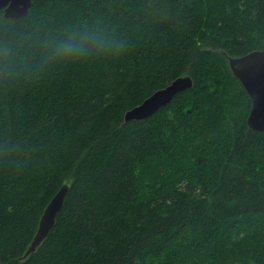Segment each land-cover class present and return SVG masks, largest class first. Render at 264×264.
<instances>
[{
	"label": "trees",
	"instance_id": "trees-1",
	"mask_svg": "<svg viewBox=\"0 0 264 264\" xmlns=\"http://www.w3.org/2000/svg\"><path fill=\"white\" fill-rule=\"evenodd\" d=\"M33 13L103 19L125 47L0 82L2 262L264 264V132L229 64L264 51V0H32ZM186 76L190 90L125 123ZM64 185L55 227L25 257Z\"/></svg>",
	"mask_w": 264,
	"mask_h": 264
},
{
	"label": "clouds",
	"instance_id": "clouds-1",
	"mask_svg": "<svg viewBox=\"0 0 264 264\" xmlns=\"http://www.w3.org/2000/svg\"><path fill=\"white\" fill-rule=\"evenodd\" d=\"M124 47L120 31L100 18L51 25L38 22L35 13L17 19L0 12V82L36 80L52 65L114 55Z\"/></svg>",
	"mask_w": 264,
	"mask_h": 264
},
{
	"label": "water",
	"instance_id": "water-1",
	"mask_svg": "<svg viewBox=\"0 0 264 264\" xmlns=\"http://www.w3.org/2000/svg\"><path fill=\"white\" fill-rule=\"evenodd\" d=\"M32 7V0H0V12L9 18H25ZM230 69L240 81L252 100V107L247 119L248 126L256 132H264V51H256L242 57L229 58ZM191 77H179L171 84L160 89L147 98L141 105L129 110L125 123L142 121L154 115L161 108L170 104L178 94L193 87ZM69 186L64 185L46 207L40 220L37 234L25 253L28 257L47 239L57 223V217L62 211ZM0 264H4L0 252Z\"/></svg>",
	"mask_w": 264,
	"mask_h": 264
}]
</instances>
